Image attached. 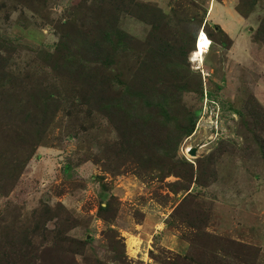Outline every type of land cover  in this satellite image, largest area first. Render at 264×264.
Returning a JSON list of instances; mask_svg holds the SVG:
<instances>
[{
  "label": "rangeland",
  "instance_id": "rangeland-1",
  "mask_svg": "<svg viewBox=\"0 0 264 264\" xmlns=\"http://www.w3.org/2000/svg\"><path fill=\"white\" fill-rule=\"evenodd\" d=\"M262 21L0 0V264H264Z\"/></svg>",
  "mask_w": 264,
  "mask_h": 264
},
{
  "label": "bare ground",
  "instance_id": "bare-ground-1",
  "mask_svg": "<svg viewBox=\"0 0 264 264\" xmlns=\"http://www.w3.org/2000/svg\"><path fill=\"white\" fill-rule=\"evenodd\" d=\"M209 46H210V42H209V39L207 38L204 30L202 28L198 29V31L196 32V37H195V41H194V48H193L194 50L192 53V59L193 60L195 59L198 62L202 61V56L204 53L207 52ZM205 128H206V126H205Z\"/></svg>",
  "mask_w": 264,
  "mask_h": 264
},
{
  "label": "trees",
  "instance_id": "trees-1",
  "mask_svg": "<svg viewBox=\"0 0 264 264\" xmlns=\"http://www.w3.org/2000/svg\"><path fill=\"white\" fill-rule=\"evenodd\" d=\"M236 12H237L241 17H243L244 19L247 18L246 14H245L242 10H240V9H236ZM220 30H221V29H220ZM220 32H221L222 34H224L222 30H221ZM255 38H256L257 40L261 41L262 43H264V21L261 22V24H260V26H259V29H258V32L256 33ZM125 257H126V256L123 254L122 258L125 259Z\"/></svg>",
  "mask_w": 264,
  "mask_h": 264
},
{
  "label": "crops",
  "instance_id": "crops-1",
  "mask_svg": "<svg viewBox=\"0 0 264 264\" xmlns=\"http://www.w3.org/2000/svg\"><path fill=\"white\" fill-rule=\"evenodd\" d=\"M221 5H222V4H220V2H219V3H215V4H214V9H215V8H218V7H221ZM234 11H235V10H234ZM235 12H236V11H235ZM236 13H237V12H236ZM237 14H238V13H237ZM237 14H236V15H237ZM238 15H239V14H238ZM238 15H237V16H238ZM239 16H240V15H239ZM240 17H241V16H240ZM207 20H208V19H207ZM220 26H221V25H220ZM223 32H225V31H223Z\"/></svg>",
  "mask_w": 264,
  "mask_h": 264
},
{
  "label": "water",
  "instance_id": "water-1",
  "mask_svg": "<svg viewBox=\"0 0 264 264\" xmlns=\"http://www.w3.org/2000/svg\"><path fill=\"white\" fill-rule=\"evenodd\" d=\"M188 153H189L190 156H195V152H194V150H192V149H190V150L188 151Z\"/></svg>",
  "mask_w": 264,
  "mask_h": 264
}]
</instances>
